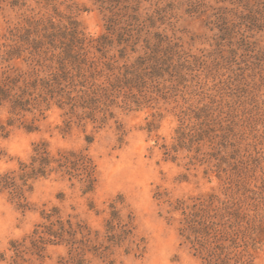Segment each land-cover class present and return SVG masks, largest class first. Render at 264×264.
Listing matches in <instances>:
<instances>
[{
    "label": "rangeland",
    "instance_id": "374dc122",
    "mask_svg": "<svg viewBox=\"0 0 264 264\" xmlns=\"http://www.w3.org/2000/svg\"><path fill=\"white\" fill-rule=\"evenodd\" d=\"M5 77L53 92L0 135V177L50 161L0 264H264V0H0Z\"/></svg>",
    "mask_w": 264,
    "mask_h": 264
},
{
    "label": "trees",
    "instance_id": "16d2710c",
    "mask_svg": "<svg viewBox=\"0 0 264 264\" xmlns=\"http://www.w3.org/2000/svg\"><path fill=\"white\" fill-rule=\"evenodd\" d=\"M68 33L70 43L64 46L63 50L65 51H69L74 45L80 44L76 29L71 28ZM50 83L51 81H38L37 79H27V81L25 79L20 80L18 77H5L4 79H0V113L1 111L6 113L5 120L2 121L0 119V135L2 137L7 136L9 133L8 128L14 127L16 124L28 133L37 130L34 125V123L37 122L36 118H32L27 123L24 122L23 119L25 114H31L33 112H36L39 117H42L46 106H48L45 104L46 97L53 92ZM44 106L45 108L42 109ZM33 152L34 157L31 160V164L28 166L20 164L17 175L9 173L0 177V192L7 191L14 199L24 201L23 188L26 187L27 182L30 179L46 175V168L50 163L48 153L43 146L36 147ZM70 158L75 160L71 162ZM60 160L61 165L58 166V168L65 167V165H79L88 179L87 187L89 189L91 188L93 180H91L90 174L88 173L90 163L85 157L74 156L69 153L60 156ZM36 164L37 167L35 166ZM20 207L24 208V205L21 204ZM48 218L50 217L47 216V219ZM63 234L66 233L61 229L59 233L52 232L50 236L62 242Z\"/></svg>",
    "mask_w": 264,
    "mask_h": 264
}]
</instances>
